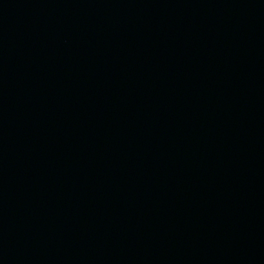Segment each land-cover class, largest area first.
<instances>
[{
    "label": "water",
    "instance_id": "obj_1",
    "mask_svg": "<svg viewBox=\"0 0 264 264\" xmlns=\"http://www.w3.org/2000/svg\"><path fill=\"white\" fill-rule=\"evenodd\" d=\"M0 264H264V0H0Z\"/></svg>",
    "mask_w": 264,
    "mask_h": 264
}]
</instances>
